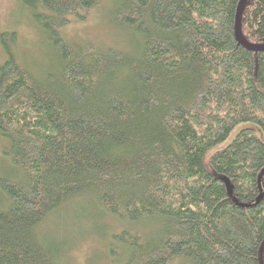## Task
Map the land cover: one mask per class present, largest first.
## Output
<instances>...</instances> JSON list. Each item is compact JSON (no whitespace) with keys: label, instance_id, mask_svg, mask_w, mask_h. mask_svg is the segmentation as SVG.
<instances>
[{"label":"trees","instance_id":"16d2710c","mask_svg":"<svg viewBox=\"0 0 264 264\" xmlns=\"http://www.w3.org/2000/svg\"><path fill=\"white\" fill-rule=\"evenodd\" d=\"M17 1L47 54L35 76L0 33V264H66L39 227L81 198L157 227L111 233L112 264H264V50L235 38L240 0H112L121 51L59 34L97 0ZM240 34L264 46V0Z\"/></svg>","mask_w":264,"mask_h":264},{"label":"rangeland","instance_id":"374dc122","mask_svg":"<svg viewBox=\"0 0 264 264\" xmlns=\"http://www.w3.org/2000/svg\"><path fill=\"white\" fill-rule=\"evenodd\" d=\"M111 8L112 0H97L96 6L83 20L67 17L68 24L60 28V36L71 44H91L119 51L129 49V36L113 23ZM4 32L15 33L12 47L17 62L37 76L46 62L45 37L17 0H0V33ZM4 59L0 48V64ZM3 146L0 137V176L10 177L14 171L1 155ZM0 201L2 203L1 194ZM93 207L88 198L71 201L46 217L39 227L44 239H57L63 244L66 264H112L108 257L113 247L108 240L111 233L126 229L146 234L157 229L155 223L153 226L147 222L121 224L94 211Z\"/></svg>","mask_w":264,"mask_h":264},{"label":"water","instance_id":"95a60500","mask_svg":"<svg viewBox=\"0 0 264 264\" xmlns=\"http://www.w3.org/2000/svg\"><path fill=\"white\" fill-rule=\"evenodd\" d=\"M247 1L248 0H240L239 3H238V6H237V11H236V15H235V27H234L235 38L238 40L239 43L242 44L243 47H245L248 50H252V51L264 50V46H252L250 44H247L241 37V34H240V19H241V13H242L243 6H244V4ZM225 184L227 186L229 194H231L230 185H229L227 180H225Z\"/></svg>","mask_w":264,"mask_h":264}]
</instances>
